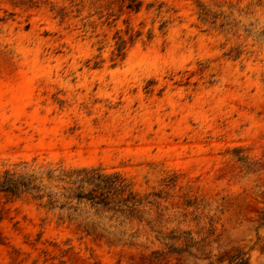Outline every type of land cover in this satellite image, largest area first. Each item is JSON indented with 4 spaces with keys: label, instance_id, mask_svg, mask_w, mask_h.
Wrapping results in <instances>:
<instances>
[{
    "label": "rangeland",
    "instance_id": "374dc122",
    "mask_svg": "<svg viewBox=\"0 0 264 264\" xmlns=\"http://www.w3.org/2000/svg\"><path fill=\"white\" fill-rule=\"evenodd\" d=\"M58 167L143 204L88 235L0 192V264H264V0H0V174Z\"/></svg>",
    "mask_w": 264,
    "mask_h": 264
},
{
    "label": "trees",
    "instance_id": "16d2710c",
    "mask_svg": "<svg viewBox=\"0 0 264 264\" xmlns=\"http://www.w3.org/2000/svg\"><path fill=\"white\" fill-rule=\"evenodd\" d=\"M128 7L138 10L140 2L130 3ZM241 160L244 161L243 157ZM0 192L11 197L30 194L39 206L50 211H59L61 218L65 217L69 221L77 220V216L89 205L94 213L91 215L85 212L86 217L80 223L88 235L103 236L108 230L104 221L116 223L114 228L122 227L125 219L133 218L139 212L138 207L143 204L132 184L124 176L117 172L106 173L100 167H58L22 172L5 170L0 174ZM121 217L123 220H120ZM261 218L264 221V212ZM112 231L114 230L108 231L107 234L117 236ZM161 238L175 242L169 245V254L180 259L197 244L185 238V244L180 247L176 244L181 237L175 234ZM232 251L228 264H251L246 251L240 248H234ZM218 262H224L222 256Z\"/></svg>",
    "mask_w": 264,
    "mask_h": 264
}]
</instances>
